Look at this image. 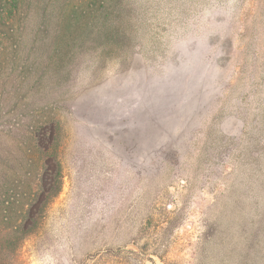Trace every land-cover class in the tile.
<instances>
[{
    "label": "rangeland",
    "instance_id": "rangeland-1",
    "mask_svg": "<svg viewBox=\"0 0 264 264\" xmlns=\"http://www.w3.org/2000/svg\"><path fill=\"white\" fill-rule=\"evenodd\" d=\"M22 1L0 264H264V0Z\"/></svg>",
    "mask_w": 264,
    "mask_h": 264
},
{
    "label": "trees",
    "instance_id": "trees-1",
    "mask_svg": "<svg viewBox=\"0 0 264 264\" xmlns=\"http://www.w3.org/2000/svg\"><path fill=\"white\" fill-rule=\"evenodd\" d=\"M20 2H21V4L23 3L22 0H16V3H15L14 6L17 7V9H20V8H19V6H20ZM31 210L34 211V208H32Z\"/></svg>",
    "mask_w": 264,
    "mask_h": 264
}]
</instances>
